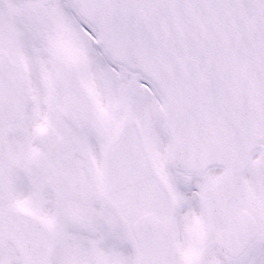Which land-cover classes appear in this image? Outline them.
<instances>
[{
    "label": "snow or ice",
    "instance_id": "6c2138e0",
    "mask_svg": "<svg viewBox=\"0 0 264 264\" xmlns=\"http://www.w3.org/2000/svg\"><path fill=\"white\" fill-rule=\"evenodd\" d=\"M0 264H264V0H0Z\"/></svg>",
    "mask_w": 264,
    "mask_h": 264
}]
</instances>
